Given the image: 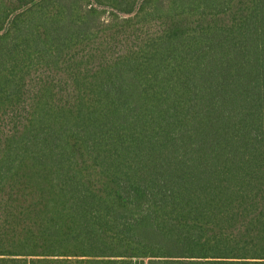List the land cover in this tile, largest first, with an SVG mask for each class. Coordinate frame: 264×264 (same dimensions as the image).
I'll list each match as a JSON object with an SVG mask.
<instances>
[{"label":"trees","instance_id":"trees-1","mask_svg":"<svg viewBox=\"0 0 264 264\" xmlns=\"http://www.w3.org/2000/svg\"><path fill=\"white\" fill-rule=\"evenodd\" d=\"M0 264H264V0H0Z\"/></svg>","mask_w":264,"mask_h":264}]
</instances>
